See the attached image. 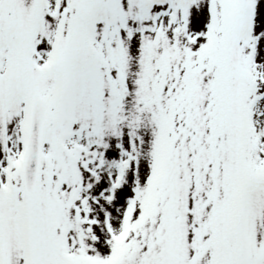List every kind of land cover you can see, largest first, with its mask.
Returning a JSON list of instances; mask_svg holds the SVG:
<instances>
[{
  "label": "snow or ice",
  "instance_id": "1",
  "mask_svg": "<svg viewBox=\"0 0 264 264\" xmlns=\"http://www.w3.org/2000/svg\"><path fill=\"white\" fill-rule=\"evenodd\" d=\"M0 264H264V0H0Z\"/></svg>",
  "mask_w": 264,
  "mask_h": 264
}]
</instances>
